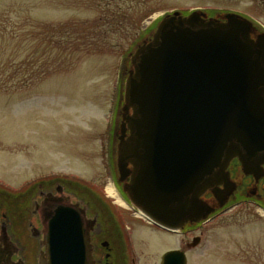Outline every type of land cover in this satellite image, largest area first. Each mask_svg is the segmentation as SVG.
Masks as SVG:
<instances>
[{
  "label": "water",
  "instance_id": "water-1",
  "mask_svg": "<svg viewBox=\"0 0 264 264\" xmlns=\"http://www.w3.org/2000/svg\"><path fill=\"white\" fill-rule=\"evenodd\" d=\"M226 19L169 14L131 58L112 139L115 170L139 212L169 230L209 220L237 192L233 161L239 175L264 176V43L239 16ZM41 197L46 235L28 236L38 245L35 264H93L84 212L49 210L53 196ZM1 223L0 264H26L8 213ZM161 264L187 257L170 250Z\"/></svg>",
  "mask_w": 264,
  "mask_h": 264
},
{
  "label": "rangeland",
  "instance_id": "rangeland-1",
  "mask_svg": "<svg viewBox=\"0 0 264 264\" xmlns=\"http://www.w3.org/2000/svg\"><path fill=\"white\" fill-rule=\"evenodd\" d=\"M192 1L0 0L5 198L18 202L19 194L56 177L109 195V150L136 43L153 16ZM258 202L230 205L182 239L148 236L142 262L157 264L164 251L182 247L188 264H264V197ZM194 235L201 242L186 247ZM17 241L26 264H35L36 240Z\"/></svg>",
  "mask_w": 264,
  "mask_h": 264
},
{
  "label": "flooded vegetation",
  "instance_id": "flooded-vegetation-1",
  "mask_svg": "<svg viewBox=\"0 0 264 264\" xmlns=\"http://www.w3.org/2000/svg\"><path fill=\"white\" fill-rule=\"evenodd\" d=\"M192 2H194L192 5L185 6L183 9L171 7L153 16V20L147 24L139 40L145 36L146 39L151 38L165 16L178 12L182 16L197 13L206 20L222 22H225L230 15L239 16L250 25L252 39L255 42L264 43V0H194ZM114 158L115 153L111 147L109 150L111 180L113 181L111 185L116 191V196L106 194V197H100L91 188L78 181L56 177L49 180L48 184H37L29 193L19 194L18 204H15L16 201H0V223L2 219H6L8 213L18 236L43 238L46 235V228L43 218L44 198L41 194L50 193L53 198H49L47 207L49 210L53 211L56 207L64 205L84 212L83 222L86 226L89 223L93 264H149L146 260L143 262L141 260L142 254L148 249L151 238L148 236H160L164 241L166 238L171 239L176 236L182 239L183 234H195L199 231L200 225L208 222L207 220L201 223H187L174 231L160 227L146 219L123 190V183L119 181L116 174ZM231 171L236 176L234 179L239 188L222 205V208H217V212L213 213L210 219L243 200L258 204L257 196L264 195V176L256 182L253 176L239 175L237 160L231 163ZM250 185L253 186L251 190ZM250 193H255V195L249 199L245 195ZM40 198L41 202L38 201ZM214 201L218 204L216 199ZM1 228L2 223L0 230ZM191 240V243H186V247H196L194 241L200 243L201 237L194 235ZM170 250H180L185 253L182 247L168 249L161 254L157 264H161L162 256Z\"/></svg>",
  "mask_w": 264,
  "mask_h": 264
},
{
  "label": "bare ground",
  "instance_id": "bare-ground-1",
  "mask_svg": "<svg viewBox=\"0 0 264 264\" xmlns=\"http://www.w3.org/2000/svg\"><path fill=\"white\" fill-rule=\"evenodd\" d=\"M115 189L113 188V186H111V187H109L108 188V194L110 195V196H113V195H115Z\"/></svg>",
  "mask_w": 264,
  "mask_h": 264
}]
</instances>
